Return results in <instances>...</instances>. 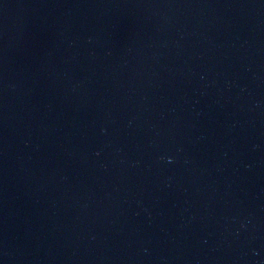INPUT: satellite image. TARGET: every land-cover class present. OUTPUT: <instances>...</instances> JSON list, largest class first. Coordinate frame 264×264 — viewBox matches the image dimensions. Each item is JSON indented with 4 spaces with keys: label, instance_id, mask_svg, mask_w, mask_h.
Listing matches in <instances>:
<instances>
[{
    "label": "water",
    "instance_id": "water-1",
    "mask_svg": "<svg viewBox=\"0 0 264 264\" xmlns=\"http://www.w3.org/2000/svg\"><path fill=\"white\" fill-rule=\"evenodd\" d=\"M0 264H264V0H0Z\"/></svg>",
    "mask_w": 264,
    "mask_h": 264
}]
</instances>
